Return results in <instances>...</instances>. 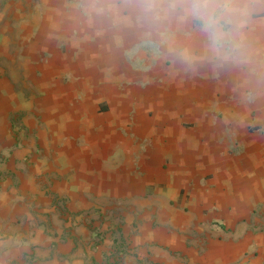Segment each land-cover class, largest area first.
<instances>
[{"label":"crops","instance_id":"obj_1","mask_svg":"<svg viewBox=\"0 0 264 264\" xmlns=\"http://www.w3.org/2000/svg\"><path fill=\"white\" fill-rule=\"evenodd\" d=\"M0 0V264H264V0Z\"/></svg>","mask_w":264,"mask_h":264},{"label":"clouds","instance_id":"obj_2","mask_svg":"<svg viewBox=\"0 0 264 264\" xmlns=\"http://www.w3.org/2000/svg\"><path fill=\"white\" fill-rule=\"evenodd\" d=\"M233 0H191L192 14L203 20L205 30H212L214 37L220 35L218 32L220 21L232 11Z\"/></svg>","mask_w":264,"mask_h":264}]
</instances>
